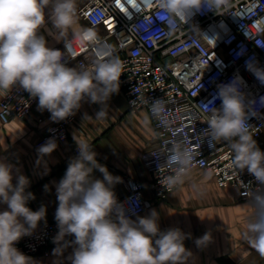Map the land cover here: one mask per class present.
Instances as JSON below:
<instances>
[{
    "label": "clouds",
    "instance_id": "9594fccd",
    "mask_svg": "<svg viewBox=\"0 0 264 264\" xmlns=\"http://www.w3.org/2000/svg\"><path fill=\"white\" fill-rule=\"evenodd\" d=\"M49 3L50 0H0V91L22 88L54 123L75 115L85 101L100 105L95 118L104 119L109 100L119 93L123 63L112 56L97 59L90 68L70 66L61 49L48 46L40 31L42 26L50 22L61 30V35L73 29L81 45L95 44L98 35L94 28L75 30V0H55L46 21ZM226 3L227 0H158L157 7L165 20L187 21L205 9L218 13ZM94 21L98 24L99 17ZM69 47L70 43L65 42L64 49ZM246 63L264 84V68ZM244 83L240 76L222 82L212 100L202 104V110L209 113L206 131L209 143L227 142L234 154L233 165L246 169L257 184L264 185V151L250 131L248 99L240 89ZM76 144L77 155L70 159L63 177L55 184L54 219L58 231L53 237V255H62L65 248L71 247L70 264H187L192 252L184 241L189 237L179 228L162 231L155 209L132 219L114 190L122 178L99 163L87 141ZM57 146L56 140L49 138L37 148L38 159L50 156ZM193 159L191 150H173L169 161L180 167L174 175L164 178L163 185L171 189L183 183ZM94 171H99L102 178H95ZM30 184V179L12 163L0 159V205H6L0 210V264H36L16 247L41 221L46 222V206L35 211L28 206L35 199L34 193L28 191ZM44 188L48 190V185ZM252 204L255 213L244 237L264 257V190L252 196ZM211 240V234L206 232L195 244L203 248Z\"/></svg>",
    "mask_w": 264,
    "mask_h": 264
},
{
    "label": "built area",
    "instance_id": "2783aa9c",
    "mask_svg": "<svg viewBox=\"0 0 264 264\" xmlns=\"http://www.w3.org/2000/svg\"><path fill=\"white\" fill-rule=\"evenodd\" d=\"M157 5L158 0H86L78 11L87 22L85 28L97 32V42L81 45L74 36L52 47L63 51L67 63L85 68L103 57L117 56L122 61L120 86L129 108H146L157 129V144L143 159L153 172L150 187L158 199L167 198L179 186L168 189L163 185L164 178L180 167L169 161L173 150H191L194 159L189 170L206 169L220 186L237 187L243 198L251 199L264 190V185L257 184L246 169L233 165L234 154L227 142L209 143V113L202 110V104L212 100L220 83L242 77L245 83L240 89L248 99L250 131L264 145V84L246 63L264 68V0H227L218 13L205 9L187 21L165 20ZM96 16L98 24H94ZM65 42L70 43L67 49ZM36 104L22 88L2 91L0 119L3 123L24 119ZM219 104L217 100L216 106ZM76 122V114L52 122L36 149L49 138L57 144L67 141L70 127ZM73 154L77 155V144ZM124 184L127 192L116 195L132 218L143 213L151 202L142 181L125 177ZM57 231L55 220L42 221L16 247L28 256H48Z\"/></svg>",
    "mask_w": 264,
    "mask_h": 264
},
{
    "label": "crops",
    "instance_id": "0c3cea01",
    "mask_svg": "<svg viewBox=\"0 0 264 264\" xmlns=\"http://www.w3.org/2000/svg\"><path fill=\"white\" fill-rule=\"evenodd\" d=\"M54 2L50 0L45 9L46 21ZM75 2L77 24L74 28L79 32L87 25L78 11L86 0ZM40 31L49 47L75 36L73 29L61 35V30L50 22H46ZM70 66L77 64L72 62ZM99 108L98 104L82 102V107L76 112L77 122L70 127L69 139L57 144L56 150L42 159H38L36 143L52 125L47 111H39L36 104L33 112L24 119L17 118L8 123L0 119V159L12 163L19 173L30 179L28 191L35 195L28 204L32 210L44 205L47 208L46 220H55V184L63 177L70 159L74 157L76 141H87L97 153L99 163L122 178V182L115 186L116 194L127 192L125 177L144 183V193L151 205L139 216H146L155 209L159 213L162 231L179 228L189 237L184 241L185 247L192 252L187 264H264V257L251 248L244 237L248 222L255 213L252 198H243L237 187L220 186L210 171L195 167L188 170L183 183L167 198L158 199L150 187L153 172L143 159V155L158 141L149 111L146 108L132 111L121 86L119 93L113 94L108 102L106 118H95ZM257 143L263 151L264 145ZM93 176L102 178L99 171H94ZM45 185H48V190H45ZM5 208L6 205H0V210ZM206 232L211 234V242L206 247H197L195 240ZM65 239L71 240L72 237ZM54 247L56 245L48 256L37 254L30 257L36 264H70L68 257L72 248H65L62 255H53Z\"/></svg>",
    "mask_w": 264,
    "mask_h": 264
},
{
    "label": "snow or ice",
    "instance_id": "6c2138e0",
    "mask_svg": "<svg viewBox=\"0 0 264 264\" xmlns=\"http://www.w3.org/2000/svg\"><path fill=\"white\" fill-rule=\"evenodd\" d=\"M129 2H131V0H129Z\"/></svg>",
    "mask_w": 264,
    "mask_h": 264
}]
</instances>
